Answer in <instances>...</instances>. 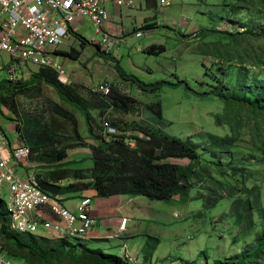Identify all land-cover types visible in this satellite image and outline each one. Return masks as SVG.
I'll return each instance as SVG.
<instances>
[{"label":"rangeland","instance_id":"1","mask_svg":"<svg viewBox=\"0 0 264 264\" xmlns=\"http://www.w3.org/2000/svg\"><path fill=\"white\" fill-rule=\"evenodd\" d=\"M132 1L134 2L132 8L107 6L111 15L116 17L118 29H123L125 33V36L116 40L112 51L108 53L105 51L107 56H100L93 45L82 49L81 42L75 38H71L65 43L66 51L75 48L81 52L77 59L61 55L69 72L71 84L77 85L85 97L90 96V93L98 94L97 89L101 82L123 81L118 74L117 63L127 74L133 75L147 84L164 80L173 84L180 83L177 87L167 85L156 94H148L126 82L131 93L126 92L142 104L160 101L164 118L169 123L165 132L183 140L191 139L198 150L204 154L208 148L206 147L207 133L224 136L230 132L228 125L218 126L215 120L217 114L224 112L223 102L213 94L204 95L205 92H212L217 86L218 81L214 76L218 73H222L223 76L225 75L223 71L227 70L225 71L227 73L226 81L230 85H234L238 75H244L246 71H249V81L255 77L264 80V67L257 68L248 63L241 64V61L236 59L225 60L226 56L234 52L236 46L228 45L227 40H222V38H219V42H224L221 43L223 55L220 60H217L209 52L212 50V46L206 45L215 42L217 37L207 35L196 38L194 35L202 29L232 32L243 30L242 26L232 22L229 16L236 17V21L257 18L258 13L256 12L260 9L258 0H242V3L237 0H165L170 2L169 5H162V0ZM233 5L240 6L239 10H232ZM262 14H264V10L259 15ZM261 19L264 25V17ZM145 22L149 24L156 22L160 28L149 32H139L138 29ZM74 31L90 42H102L101 34L97 32L96 27L90 21L75 24ZM152 44L163 45L166 50L161 54L143 52L146 47ZM1 62H7L5 54L0 55V64ZM16 67L19 68L17 65ZM27 67L30 71L27 70L19 74V79L24 82L29 81L38 69L33 65ZM11 77L12 74L6 70L0 73V80L11 81ZM10 89L4 91L3 96L8 102L13 100L16 113L9 112L6 106H3L1 112H4L0 114V121L3 122L4 131L12 145L17 144L18 137L21 132L23 133L27 129V126H30L29 129L37 130L39 126L45 125L51 132L62 137L58 140L61 145L57 150L63 147L67 148L68 160L76 162L71 167L81 169V174H85V176H88L90 167L93 166L90 157L98 144L96 137L103 136L104 121L117 122L122 126L119 127V130L125 135H131L132 132L137 131L136 128H133L135 124L149 122V113L142 109L140 104L137 105L139 110L132 113L111 109L102 115L99 111H93L95 121L92 123L93 134L91 135L85 117L70 104L62 101L51 86L45 83L36 84L31 89L17 93L13 98L10 96ZM61 110L73 114L77 124L75 125L72 120L61 116L59 114ZM256 117H258L256 126L251 127L246 123L243 124L240 130L241 138L231 154H226L227 157L221 155L220 158H213L207 154V158L210 160L209 162H217L223 167H228L230 163L235 162L242 167L245 166L246 170L252 171L254 177L249 178L248 184L252 185L256 182L255 180H258L257 183L262 188L264 205V163L262 162L264 157V118ZM28 121L30 125H27ZM20 141L28 144L25 140L20 139ZM38 154H34L33 157ZM174 161L183 163V161ZM30 164H33V170H36L31 159ZM217 169V167L212 171L210 169L216 179H224L232 183L239 182L237 177L231 174V171H225L224 177L216 172ZM18 171L22 173L20 168ZM85 181L89 182V179ZM204 186H207V183ZM197 193L196 188L191 189V200L187 203L177 200L166 204L163 201H150L144 197H134L153 202L149 209H145L140 216V218H145V221L140 222L144 233H153L148 237L158 240L159 244L139 240V237L143 235L141 233L139 235L132 234L130 239L123 240L122 237L115 238L106 232V238L110 239L107 241L115 246L104 253L123 257L128 248L129 254L126 253L130 256L129 259H133L132 264H205L206 262L212 264L216 259L231 260L247 250V247L253 244L256 238L259 224L252 230L244 231L237 220L229 215L232 200L228 198L220 201L215 208L203 212V201L197 197ZM92 195L94 196H92V205L95 208H97V204L100 206L106 200L96 197L94 193ZM126 196L119 198H129ZM9 197L7 188H0V199L9 201ZM73 198L76 199V195ZM2 223L3 219L0 220V228ZM51 238L53 240H48L45 245L41 243L44 240H36L39 244L41 243L44 250L54 251L62 245V242L58 241L61 239L52 235ZM84 240L86 239L68 240L77 246L75 253L81 256L84 252H82L80 244ZM121 241H127L130 245L128 246L126 243H123L126 245H120ZM136 242H142L145 245L143 247L145 250L141 252V255L149 252L154 256L139 257L137 255L139 252L135 251L131 245ZM97 243L102 244L98 241ZM64 245L66 244L62 246L66 247ZM152 248L155 250L152 251ZM3 253L6 255L7 252ZM6 256L13 264H29L23 255ZM57 257L60 258V264H105L104 261L96 258L91 260L89 257L83 256L74 255L76 259L73 261L67 254H58ZM123 258L131 264V260Z\"/></svg>","mask_w":264,"mask_h":264},{"label":"trees","instance_id":"2","mask_svg":"<svg viewBox=\"0 0 264 264\" xmlns=\"http://www.w3.org/2000/svg\"><path fill=\"white\" fill-rule=\"evenodd\" d=\"M237 2L242 3V0H237ZM258 3L260 9L256 12L258 13L257 18L236 21V17L229 16V19L242 26L243 30L232 32L202 29L194 36L196 38L207 35L217 37L216 43L206 44L212 46V50L209 52L217 60H220L223 55L221 43L224 42H219V38H222V40H227L228 45L236 46L234 52L226 56L225 60L236 59L240 60L241 64L248 63L257 68L264 67V25L261 19L264 14L259 15L264 10V0H258ZM239 7L233 5L232 10L237 11ZM157 28L160 26L156 22L144 23L138 30L139 32H149ZM74 34L80 39L82 49L93 45L100 56H107V53L101 50V43L90 42L77 33ZM165 50L163 45L152 44L146 47L143 52L161 54ZM60 54L77 59L81 52L72 48L70 51H61ZM116 68L124 81H121V84L125 89L113 87L109 96L106 97L91 93L90 96L85 97L77 85L61 82L58 75L48 68H41L27 82L20 79L16 82L0 80V112L3 106H6L9 112H15L13 100L8 102L3 96L4 91L6 92L8 88H11L9 93L13 98L17 93L31 89L36 84L45 83L57 92L62 101L70 104L85 117L91 135L93 134L92 123L95 121L93 111H99L102 115L111 109L132 113L139 110L137 105L140 104L142 109L149 113V122L135 124L133 128H136L137 131L132 132L131 135L122 134L111 140H106L104 135L96 137L98 144L90 157L93 166L90 167L88 176L82 175L81 169L71 167L76 162L68 160L67 148L63 147L57 150L61 145L58 141L59 138H62L61 136L51 132L45 125L39 126L37 130L29 129L30 126H27V129L23 133L21 132L20 138L22 141H27L28 144L22 142L21 144L31 148V162L39 166L36 176L40 187L60 202H62L60 197L63 196L84 194L81 196L84 198L90 191H94L97 197L102 198L127 195L145 197L150 201H163L166 204H171L176 199L183 203L189 202L191 200L190 190L196 188L198 190L197 197L203 201V212L215 208L224 199H231L229 215L237 220L244 231L252 230L258 224L260 227L253 244L247 247V250L231 260L216 259L212 264H264V205L262 188L257 183L258 180L249 185L248 180L254 177V173L246 170L245 166L242 167L233 162L228 167H223L217 162H209L210 160L207 158V154L213 158H220L221 155L227 157L226 154H231L241 138L240 130L243 124L246 123L253 127L257 124L258 117L256 116L264 118V80L255 77L249 81V71H246L244 75L239 72L240 75L236 77L234 85H230L226 81L227 73L225 71L227 70L223 71L225 74L223 76L222 73L214 76L218 81L217 86L212 92H205L204 95L213 94L223 102L224 112L217 114L215 120L218 126L228 125L230 132L224 136L207 133L206 147L208 148L203 154L191 139L183 140L165 132L169 123L164 118L160 101L142 104L131 96V90L126 85V82H129L143 93L156 94L164 86L177 87L180 83L173 84L164 80L147 84L139 78L127 74L118 63ZM59 114L72 120L75 125L77 124L73 114L63 110ZM110 123L118 130L119 127H122L117 122ZM27 125H30L29 121ZM128 139L134 141L136 146L130 147L126 141ZM159 151H161V155H158ZM37 153L39 154L33 157ZM174 160L183 161V163ZM262 162L264 163V157ZM215 167L218 168L216 172L224 177L225 171H231V174L236 176L239 182L232 183L224 179H216L211 173ZM86 179H89V182H86ZM205 183L207 186H204ZM1 219H3V223L0 228V252H7L6 255L9 256L23 255L29 264H60L58 254L71 256L69 257L71 261L76 259L74 257L76 255L89 257L91 260L96 258L104 261L105 264H130L123 257L106 255L101 251L90 249L83 250L84 254L81 256L75 253L77 246L71 244L68 239L58 240L62 242V245L66 244L64 245L66 247L60 245L54 251L44 250L41 243L45 245L51 239L14 231L11 228V214L2 199H0ZM36 239L44 240V242L39 244ZM150 242L157 244L158 240L149 237L147 243ZM153 250L154 248H152Z\"/></svg>","mask_w":264,"mask_h":264},{"label":"built area","instance_id":"3","mask_svg":"<svg viewBox=\"0 0 264 264\" xmlns=\"http://www.w3.org/2000/svg\"><path fill=\"white\" fill-rule=\"evenodd\" d=\"M108 2L118 7L134 6L132 0H0V55L7 56V62L0 64V73L6 70L12 74L11 81L16 82L23 68L29 70L27 66L33 65L37 71L51 69L61 82L71 84L60 52L71 38L80 41L74 34V25L87 21L101 34L100 45L108 51L105 49L111 44V35L103 32L111 20L105 7ZM161 4L169 5L170 2L162 0ZM113 87L125 89L121 82L104 81L99 84L97 93L109 96ZM103 130L106 140L123 134L108 121H104ZM126 141L130 147L136 146L134 141ZM31 154L28 145H12L0 123V188L6 187L10 194L9 201L4 203L11 214V228L20 234L34 236L44 232L57 239L87 237L98 223L93 216L92 198H81L75 210L67 208L40 187L36 174L18 172L17 168L22 165L32 171ZM47 207L56 216L54 220H37L31 215ZM127 221L123 218L118 231L109 235L119 238L126 230ZM126 252L123 257L129 259ZM0 264L13 263L0 253Z\"/></svg>","mask_w":264,"mask_h":264},{"label":"crops","instance_id":"4","mask_svg":"<svg viewBox=\"0 0 264 264\" xmlns=\"http://www.w3.org/2000/svg\"><path fill=\"white\" fill-rule=\"evenodd\" d=\"M108 5H113L115 7H118L114 3L108 2L105 5L107 10H108V8H107ZM108 12L111 16V20H110L109 24L107 25V27L103 28V32L108 34V35H111V41H110L111 44L106 45L105 50L112 51L113 50L112 47L117 42L116 40L125 36V33H124L123 29L122 30L118 29L119 26L116 25L117 23L115 21L116 17L112 16L109 10H108ZM83 23H86V22H83ZM64 50H65V48L63 47L62 51H64ZM101 50L104 51L103 46L101 47ZM108 51H106V52L108 53ZM25 71H27V70L23 68V71L19 74H22ZM0 123H1V126L3 127V122L0 121ZM20 139L21 138L19 136L17 139V143L21 142ZM35 167H36V170H33L34 166L32 164V167H31L32 171H30L27 168V166L22 165V166L18 167L17 170H19V168H20L22 170L21 174L30 173V172L33 174H37L39 172V166L37 164H35ZM92 193H94L96 195V193L94 191H90L88 194L92 198V204H93V197L94 196L92 195ZM74 195H76V199L73 198ZM82 195H84V194H82ZM82 195H80V194L67 195V196L60 197V199H61L62 203L67 208H69L71 210H75L79 200L82 198L81 197ZM120 196H126V195L112 196V197H108V198H102L101 197L102 199H106L105 202L100 206H99V204H97V208L93 207V216L97 220L98 223L94 227V229L88 234V236L83 238V239H86V240L82 241L80 244V246L82 247L83 250H86V249L87 250L88 249L96 250V251H101L103 254H105L104 252H107L108 250H110L109 248H113L115 245L111 244L110 241H107L110 239L106 238V232H109V233L117 232L119 229V226L121 224V220L123 218L128 219L126 230L120 236L123 238V240L124 239H127V240L130 239L132 234L137 233L136 235H139L141 233L143 235H141L139 237V240H144L145 242H147V240L149 238L148 236H151L153 234V233H144V230L141 227V222H140V221H145V218H140V216L145 211V209H149L151 203H153V202H148L145 199L134 198L135 196H126V197H129L127 199L119 198ZM116 198H118V199L114 200V201L111 200V199H116ZM176 201H177V199H176ZM31 215L37 220H41V219L54 220L56 218V216H54L51 213L49 207L42 209V210H39L37 212V215L36 214H31ZM40 236H43V238L46 237V238L53 240L52 238L48 237V235L45 234L44 232H40V234L37 237L40 238ZM80 239H82V238H80ZM97 241L101 242L102 244H98ZM94 243H96V244H94ZM123 243H126L128 246L130 245V243H128L127 241H121L120 245ZM126 244H123V245H126ZM157 244H159V241ZM131 245L133 246L135 251L139 252L137 254L139 257H143V256H152L153 257L154 256L153 253L150 254L149 252L145 253L144 255H141L142 254L141 252L145 250V248H143L145 245L142 242L131 243ZM127 249H126V251L129 253V251ZM154 250H155V248H154ZM122 253H123V251H122ZM1 254L8 259V257L6 255H4V253H1ZM106 255H113V254H106ZM116 256H118V255H116Z\"/></svg>","mask_w":264,"mask_h":264},{"label":"water","instance_id":"5","mask_svg":"<svg viewBox=\"0 0 264 264\" xmlns=\"http://www.w3.org/2000/svg\"><path fill=\"white\" fill-rule=\"evenodd\" d=\"M158 155H161V151L158 152Z\"/></svg>","mask_w":264,"mask_h":264}]
</instances>
